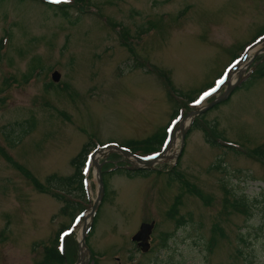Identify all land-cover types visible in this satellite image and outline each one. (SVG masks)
Segmentation results:
<instances>
[{
	"label": "rangeland",
	"instance_id": "rangeland-1",
	"mask_svg": "<svg viewBox=\"0 0 264 264\" xmlns=\"http://www.w3.org/2000/svg\"><path fill=\"white\" fill-rule=\"evenodd\" d=\"M43 1L0 0V264H40L47 247L76 264L83 228L96 219L78 213L97 199V169L89 166L84 193L78 181L72 191L56 182L75 174L84 147L163 135L176 111L169 137L177 141L153 172L128 178L113 171L131 166L124 155L97 158L109 161L108 196L87 234L86 264H264V78L247 70L252 79L206 114L239 152L193 129L176 158L182 117L227 84L204 103L191 98L263 34L264 0H82L79 10L75 0ZM163 73L184 97L171 94ZM173 169L183 183L171 180ZM77 200L82 209L62 212ZM153 220L152 249L142 253L132 237Z\"/></svg>",
	"mask_w": 264,
	"mask_h": 264
},
{
	"label": "trees",
	"instance_id": "trees-1",
	"mask_svg": "<svg viewBox=\"0 0 264 264\" xmlns=\"http://www.w3.org/2000/svg\"><path fill=\"white\" fill-rule=\"evenodd\" d=\"M42 3L45 4L46 6L50 5L53 8L57 7V6H55L52 3L47 2V1L46 2L43 1ZM84 5H85V3L82 0H80V1L75 0L74 6L76 8H78V10L82 9ZM69 7H71V5L66 6V5L62 4L60 6V9L63 12L65 17L69 16V13H70ZM140 66L145 67V65H143V64H141ZM253 68H256V69H255L252 77H254V75L257 74L258 77L264 78V58L263 57H259L256 60ZM163 76L165 77V81L168 84V86L172 89V91L176 92L175 87H174V83H172V81L170 80L167 73H163ZM258 77H255L254 79H258ZM254 79L252 80V82L249 84V86L247 88H250L253 86V84L255 82ZM191 99H193V98H191ZM178 113L179 112L176 111V114L173 117V119H175L179 116ZM25 123H29V121L25 122ZM22 126H23V130L21 129V132L23 133V136L28 135L29 129L24 127V124H22ZM193 129H197V130L202 131L205 135L206 142L209 145H211L212 147H214V146L220 147V146H222L221 141H224V142H225V140L227 141L225 135L222 134L221 131L219 130L218 122H214V121L210 122L207 119L206 114H203L200 118L195 120L192 128L188 131V134H190ZM166 135L167 134H166V129H165V132L163 133V135H160L159 132H156V133L152 134L151 136H149V138H147V139H139L137 141H133V142H130V143L125 144V145H126V147H129L130 149H132V151L134 153H138L139 151H142V152H145L144 153L145 155H150V153L159 152L161 150V148H160L161 145L167 139ZM93 147H95L94 143H92V148ZM92 148L88 149L87 147H84L83 151L85 153L83 152L82 154L75 157V159L72 161L73 167L75 169V171H74L75 174L73 176L65 178V179L59 178L58 181L56 182L58 184L57 186H59V188H64V189L68 188V189H70V191H72V189L69 186L72 185V187H74L76 185V181H78V184H80V185H79V188H77L76 190L80 189L84 193L83 184H82V179H83L82 168L85 165L86 157L91 152ZM229 148L231 150H233L234 152H236V151L239 152L237 147L229 145ZM257 152H258V154H261L264 158V147H261L260 149H258ZM5 156L13 165H17L11 156L10 157H8V155H5ZM114 171L116 173H125V174H127L128 178H132V177H134V175H140V173H142V171H138V170H130V169L129 170L128 169L123 170L120 167L115 168ZM25 172H26L25 175L29 179H31L32 175H30V173L28 171H25ZM103 172H105V169L103 170ZM105 176H106V173H104V182H105ZM170 177H171V180H177V177L179 178L181 176H180V174L177 173L176 169H173V172L170 174ZM55 178H58V177L48 178L47 182L55 184V182H52ZM180 180L182 183L185 181L184 179H180ZM105 183H106V193H107L108 185H107V182H105ZM54 186H56V185H54ZM56 191H59L61 193H65V194L70 193V191L68 192V191H65L63 189H58L57 187H56ZM107 196H108V193H107ZM65 206L66 207H64L62 209V212H67V209H70L72 212H76L78 209L83 208L81 205H79L78 200L75 202L74 201L66 202ZM73 214L74 213H72L71 216ZM73 216H75V214ZM97 221H98V218H96L94 221V228L96 227L95 225L97 224ZM213 243H216V242L213 241ZM69 262H70V260L68 259L67 255L62 254L59 251V249H57L55 247H52V248L47 247V248H44V257H43V260L40 264H67Z\"/></svg>",
	"mask_w": 264,
	"mask_h": 264
},
{
	"label": "water",
	"instance_id": "water-1",
	"mask_svg": "<svg viewBox=\"0 0 264 264\" xmlns=\"http://www.w3.org/2000/svg\"><path fill=\"white\" fill-rule=\"evenodd\" d=\"M264 42V38L263 40H261L260 42L254 44L251 48V50H253L254 48H256L258 45L262 44ZM55 80L59 81V79L61 78L59 74H55L54 75ZM243 75L242 73L240 74L237 83H229V86L226 90V92L219 98H216L215 100L212 101V103L206 107H203L202 109H197L195 111H192L190 113V115L188 117H186L181 124L179 125L180 127L178 128V130L181 133L182 136V143H181V150L180 153L183 150V146H184V140H185V134L187 132V130L192 126L193 121L195 120V118L199 115L202 114V112H205L209 109H211L212 107H214L215 105H218L220 103H222L224 100H226L232 93H233V89L235 88V86L237 84H239L242 81ZM187 123V125H185ZM108 150L107 153H104L105 150ZM170 149V147H168V149L163 152L160 156H158L157 158H155L154 160H145L142 159L141 157H137L131 154L130 151H126L125 149H122L120 147H116L113 145H109L107 146V148L105 149H99L96 152L97 153H101L100 155H104V158H106L110 153H114L116 151H120L121 153H123L125 155V157H131L132 159L136 160L137 163H141L140 165L136 164L134 161H132V163L139 167V168H146V169H151L155 164L160 163L161 162V158L165 156V153ZM97 153L93 156V159H96ZM180 153H178V155H180ZM98 169V183H99V192H98V198L97 200L94 202L93 206L90 209V215H94L98 209L99 206L101 205L100 203L102 202L104 196H105V183L103 182V175L101 172V167L102 165L98 163V161L95 163ZM156 223L153 221V223H142V226L140 228V230L135 234V236L133 237V240L138 242V246L142 247L143 252L148 251L150 249V244H149V240L152 236V232L153 229L155 228ZM87 226L84 228L83 234H82V239L80 241V251H79V261L77 264H86V260L85 258V251L88 250L87 245H86V234H87Z\"/></svg>",
	"mask_w": 264,
	"mask_h": 264
},
{
	"label": "snow or ice",
	"instance_id": "snow-or-ice-1",
	"mask_svg": "<svg viewBox=\"0 0 264 264\" xmlns=\"http://www.w3.org/2000/svg\"><path fill=\"white\" fill-rule=\"evenodd\" d=\"M54 2H56V3L67 2V0H54Z\"/></svg>",
	"mask_w": 264,
	"mask_h": 264
},
{
	"label": "bare ground",
	"instance_id": "bare-ground-1",
	"mask_svg": "<svg viewBox=\"0 0 264 264\" xmlns=\"http://www.w3.org/2000/svg\"><path fill=\"white\" fill-rule=\"evenodd\" d=\"M205 105H203L202 107H204ZM185 125H187V123L185 124Z\"/></svg>",
	"mask_w": 264,
	"mask_h": 264
}]
</instances>
